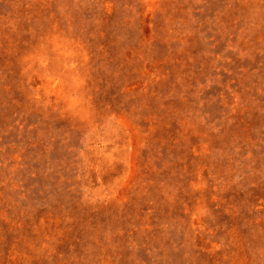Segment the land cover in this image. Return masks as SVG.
<instances>
[{"label": "rangeland", "instance_id": "rangeland-1", "mask_svg": "<svg viewBox=\"0 0 264 264\" xmlns=\"http://www.w3.org/2000/svg\"><path fill=\"white\" fill-rule=\"evenodd\" d=\"M0 264H264V0H0Z\"/></svg>", "mask_w": 264, "mask_h": 264}]
</instances>
